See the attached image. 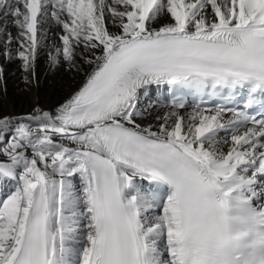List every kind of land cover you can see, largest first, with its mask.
I'll list each match as a JSON object with an SVG mask.
<instances>
[{
  "label": "snow or ice",
  "instance_id": "obj_1",
  "mask_svg": "<svg viewBox=\"0 0 264 264\" xmlns=\"http://www.w3.org/2000/svg\"><path fill=\"white\" fill-rule=\"evenodd\" d=\"M50 32L51 65L93 67L56 110L0 116L17 184L0 264H264V0H0L26 84ZM151 86L171 94L155 130L138 122ZM186 94L218 103L186 124Z\"/></svg>",
  "mask_w": 264,
  "mask_h": 264
},
{
  "label": "bare ground",
  "instance_id": "obj_2",
  "mask_svg": "<svg viewBox=\"0 0 264 264\" xmlns=\"http://www.w3.org/2000/svg\"><path fill=\"white\" fill-rule=\"evenodd\" d=\"M109 30H113L111 25H107ZM13 35L16 34V29H10ZM56 30H54L55 32ZM50 32L48 35V48H45L39 54L36 61L35 79L26 84L24 81L25 73L22 72L19 60H7L0 54V65L4 70V80L0 82V116L22 117L26 116L32 109L39 105L46 111H52L55 107L63 104L74 92H76L83 84L86 78V72L92 70L93 65L85 64L79 55L76 57L77 68L70 69L67 62L61 60L59 65H51L48 59V52L51 50L52 42L62 47V42L58 37ZM78 53L82 49L77 50ZM2 52V45H0ZM31 79V77H30ZM149 101H156L153 96L149 95L141 101V108L147 107ZM169 111V108L159 102V106L151 110V114L143 120H138L139 123L147 125L151 122L154 130L159 123L156 116L164 115ZM195 110L186 109L179 111L185 117V123L188 122V117ZM67 143V142H66ZM221 145L224 151H227V146ZM74 147V145H70ZM0 159H5L0 157ZM41 167H43L41 165ZM73 182V185L79 191L82 187L79 174L68 178ZM17 184L11 180H0V201L7 198L16 189Z\"/></svg>",
  "mask_w": 264,
  "mask_h": 264
}]
</instances>
